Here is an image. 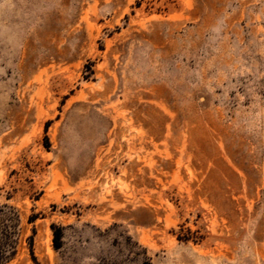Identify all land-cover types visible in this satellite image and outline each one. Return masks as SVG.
Returning a JSON list of instances; mask_svg holds the SVG:
<instances>
[{
  "label": "rangeland",
  "instance_id": "obj_1",
  "mask_svg": "<svg viewBox=\"0 0 264 264\" xmlns=\"http://www.w3.org/2000/svg\"><path fill=\"white\" fill-rule=\"evenodd\" d=\"M0 209L2 264H264V0H0Z\"/></svg>",
  "mask_w": 264,
  "mask_h": 264
},
{
  "label": "trees",
  "instance_id": "obj_2",
  "mask_svg": "<svg viewBox=\"0 0 264 264\" xmlns=\"http://www.w3.org/2000/svg\"><path fill=\"white\" fill-rule=\"evenodd\" d=\"M1 212V209H0ZM55 238L59 239V236ZM10 242L8 231L5 225L2 224L0 219V264L9 259V257L14 253L15 249L12 246L11 249H8L7 243ZM56 247H60L61 243H55ZM10 250V251H9Z\"/></svg>",
  "mask_w": 264,
  "mask_h": 264
},
{
  "label": "bare ground",
  "instance_id": "obj_3",
  "mask_svg": "<svg viewBox=\"0 0 264 264\" xmlns=\"http://www.w3.org/2000/svg\"><path fill=\"white\" fill-rule=\"evenodd\" d=\"M203 99V98H202Z\"/></svg>",
  "mask_w": 264,
  "mask_h": 264
}]
</instances>
